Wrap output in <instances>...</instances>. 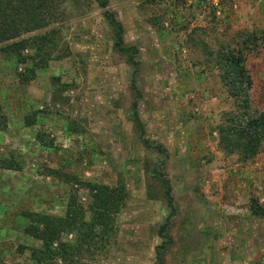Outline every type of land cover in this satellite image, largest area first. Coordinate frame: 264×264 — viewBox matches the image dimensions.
Listing matches in <instances>:
<instances>
[{
	"label": "rangeland",
	"instance_id": "1",
	"mask_svg": "<svg viewBox=\"0 0 264 264\" xmlns=\"http://www.w3.org/2000/svg\"><path fill=\"white\" fill-rule=\"evenodd\" d=\"M51 27L45 64L0 50V264H34L42 244L25 212L63 216L75 193L92 204L52 170L128 193L102 248L57 264H264V220L250 213L252 199L264 203V143L248 160L222 148L234 107L209 59L254 34L245 64L264 112V0H65Z\"/></svg>",
	"mask_w": 264,
	"mask_h": 264
},
{
	"label": "trees",
	"instance_id": "2",
	"mask_svg": "<svg viewBox=\"0 0 264 264\" xmlns=\"http://www.w3.org/2000/svg\"><path fill=\"white\" fill-rule=\"evenodd\" d=\"M64 2L65 0H0L1 53L13 57L19 65L36 61L37 65L45 64L43 56H48L60 35L59 29L51 26L61 17ZM97 2L102 8H108V0ZM105 18L116 31V48L120 52H127L122 23L108 10ZM42 30L47 31L36 33ZM242 36L237 34L233 40L222 42L217 49L210 51L209 59L219 71L220 80L234 107L227 114V121L219 128L221 146L227 153H236L248 160L256 157L262 150L264 112L253 111V78L245 64L246 51L250 49L248 45L254 44L255 35L248 34L246 40H242ZM2 124L1 120V131L4 130ZM15 165L16 162L11 160L4 167L15 169ZM51 175L66 183L73 180L74 185L87 187L92 204L88 208L84 207L75 193L70 196L63 216L36 212L23 214L27 223L25 233L42 244L40 248L31 250L34 264H57V260L71 262L85 253L102 248L110 239L115 217L128 196L123 182L116 186L93 184L69 177L58 170H52ZM169 196L172 200V195ZM250 213L254 218L264 220V203L252 199ZM68 234L75 235V242H62L63 236ZM158 259L163 261L161 255Z\"/></svg>",
	"mask_w": 264,
	"mask_h": 264
}]
</instances>
